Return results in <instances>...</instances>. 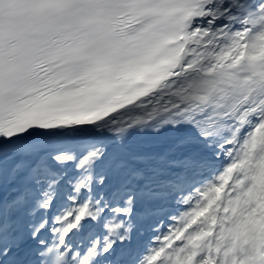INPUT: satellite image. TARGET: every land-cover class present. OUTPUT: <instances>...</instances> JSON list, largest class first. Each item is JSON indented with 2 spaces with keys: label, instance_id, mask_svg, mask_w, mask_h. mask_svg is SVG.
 Returning a JSON list of instances; mask_svg holds the SVG:
<instances>
[{
  "label": "snow or ice",
  "instance_id": "snow-or-ice-1",
  "mask_svg": "<svg viewBox=\"0 0 264 264\" xmlns=\"http://www.w3.org/2000/svg\"><path fill=\"white\" fill-rule=\"evenodd\" d=\"M0 264H264V0H0Z\"/></svg>",
  "mask_w": 264,
  "mask_h": 264
},
{
  "label": "bare ground",
  "instance_id": "bare-ground-1",
  "mask_svg": "<svg viewBox=\"0 0 264 264\" xmlns=\"http://www.w3.org/2000/svg\"><path fill=\"white\" fill-rule=\"evenodd\" d=\"M143 134H137V137L132 139V148L134 151H154L157 150L158 147L163 146L164 144L171 143V140L167 138L166 133H162L161 136H149L144 138L142 137Z\"/></svg>",
  "mask_w": 264,
  "mask_h": 264
}]
</instances>
